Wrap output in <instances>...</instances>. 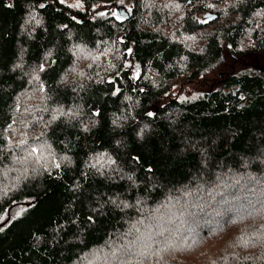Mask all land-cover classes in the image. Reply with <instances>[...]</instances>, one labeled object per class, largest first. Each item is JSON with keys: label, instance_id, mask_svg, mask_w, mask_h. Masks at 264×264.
Returning a JSON list of instances; mask_svg holds the SVG:
<instances>
[{"label": "trees", "instance_id": "obj_1", "mask_svg": "<svg viewBox=\"0 0 264 264\" xmlns=\"http://www.w3.org/2000/svg\"><path fill=\"white\" fill-rule=\"evenodd\" d=\"M101 1L0 0V264H264V0Z\"/></svg>", "mask_w": 264, "mask_h": 264}, {"label": "rangeland", "instance_id": "obj_2", "mask_svg": "<svg viewBox=\"0 0 264 264\" xmlns=\"http://www.w3.org/2000/svg\"><path fill=\"white\" fill-rule=\"evenodd\" d=\"M74 2H78V0H73ZM130 10V1L129 0H112V1H101V2H95L92 5V11H94V15H102V14H112L115 15L117 17H121L124 14L128 13ZM234 61H232V58L230 56H225V65L223 66V68H221L219 71H224V70H228L230 69L233 65H234ZM262 63H264V56L262 58ZM190 90V91H189ZM196 89L194 88H190L188 85L186 84H182L181 87L175 86L173 88V92H180V93H184V94H189L190 92L195 91ZM236 200L238 201V205L237 208L238 210H247V212H251L252 206L247 203L246 201H241L236 197ZM215 207H217L219 212H223V210L225 209V207L222 209L219 207V201L216 200L213 204H211ZM210 212V210L206 211V215H204L203 217V221L199 224V228L202 229L205 226H207L208 224L215 226L216 224H218V219H216L215 217L210 216L208 213ZM235 216V215H234ZM238 218V216H235V220ZM168 231H170V236H181L184 235L181 230L187 234V236L185 238L187 239H193L194 237H198L199 234L196 231V229H190V230H186V228H184V226L182 225V223H179L178 221L175 223V226L173 227H169V228H165ZM220 228L214 229L212 230L213 233H218ZM167 231L166 234H168L169 232ZM174 231V232H172ZM164 230L163 229H158L156 230V233L158 235L160 234H164L163 233ZM138 238H137V244L142 245V246H146L145 250H153L151 242L156 238L155 235H151L150 237L145 235L144 233H140L138 234ZM162 242H167V244L171 245V241L168 240H163ZM200 244V241L198 242ZM149 245V246H148ZM212 245H208L206 244V242L204 243V245H200V250L203 252H206L205 249L210 248ZM113 253H116L114 249H109L108 251L104 252L105 258L103 259L104 264H111L110 261V257ZM156 251H154V255L156 256ZM200 254H202V252H200ZM99 257L98 256H93L92 257V261H98ZM115 264V263H113ZM120 264V263H117Z\"/></svg>", "mask_w": 264, "mask_h": 264}]
</instances>
